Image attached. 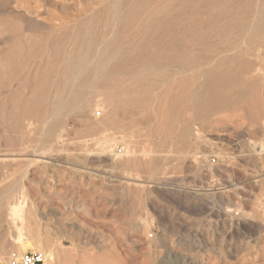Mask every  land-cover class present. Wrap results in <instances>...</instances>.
<instances>
[{"label":"bare ground","instance_id":"6f19581e","mask_svg":"<svg viewBox=\"0 0 264 264\" xmlns=\"http://www.w3.org/2000/svg\"><path fill=\"white\" fill-rule=\"evenodd\" d=\"M93 100V106L112 115L107 122H89L90 131L115 126L122 108L128 115L131 109L152 110L160 118L152 131L166 140L173 133L183 139L191 120L240 105L246 116L264 117V0H0V134H8V146L16 148L0 157V171L18 166L26 156L44 165L58 161L47 148L63 146L62 118L80 114ZM37 123L42 143L29 151ZM195 134L196 143L209 144ZM112 139L104 140L102 151L115 146ZM125 158L110 161L118 167L151 165L155 170L157 165ZM3 173L7 181L16 178ZM18 177L14 183L20 189L9 190L23 194ZM254 177L262 179L264 170ZM13 204L8 206L12 224L23 226L22 204ZM21 226L15 240L25 250Z\"/></svg>","mask_w":264,"mask_h":264},{"label":"rangeland","instance_id":"374dc122","mask_svg":"<svg viewBox=\"0 0 264 264\" xmlns=\"http://www.w3.org/2000/svg\"><path fill=\"white\" fill-rule=\"evenodd\" d=\"M95 101L82 111L84 115L62 118L64 144L47 148V155L58 161L44 165L34 161L37 157L26 156L22 166L13 164L15 169L5 170L2 164L4 173L16 178L7 181L0 175V264H19L26 252L44 253V264H264V177H254L264 170V117L246 116L244 105L211 113L205 120H191L187 124L191 134L184 133L183 139L173 133L178 140L172 134L167 139L171 143L161 138L163 133L152 131L160 123L152 110L138 114L131 109L128 115L122 108L127 120L139 117L137 123L126 122L121 112L115 126L90 131V123L107 122L112 115L107 108L93 106ZM131 124L137 128L132 130ZM38 127L31 137L35 147L30 143L29 151L42 143ZM197 132L209 144L196 143ZM0 135L7 139L0 141L4 142L0 157H9L16 148L8 146V134ZM106 138L116 142L114 149L103 152ZM122 155L157 165L154 170L151 165L146 169L111 163L110 159L124 160ZM17 176L25 187L23 194L9 190L17 187ZM12 203L22 204L27 220L23 226L20 221L12 224L8 213ZM17 225L28 245L25 250L15 240Z\"/></svg>","mask_w":264,"mask_h":264},{"label":"built area","instance_id":"2783aa9c","mask_svg":"<svg viewBox=\"0 0 264 264\" xmlns=\"http://www.w3.org/2000/svg\"><path fill=\"white\" fill-rule=\"evenodd\" d=\"M264 229V221L262 222ZM45 254L41 252H26L21 255L19 264H44Z\"/></svg>","mask_w":264,"mask_h":264}]
</instances>
